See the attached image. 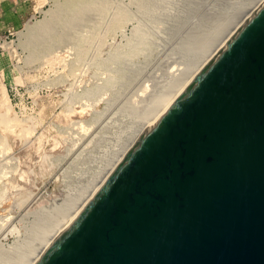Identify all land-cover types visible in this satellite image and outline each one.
Wrapping results in <instances>:
<instances>
[{
	"label": "water",
	"instance_id": "water-1",
	"mask_svg": "<svg viewBox=\"0 0 264 264\" xmlns=\"http://www.w3.org/2000/svg\"><path fill=\"white\" fill-rule=\"evenodd\" d=\"M35 264H264V0Z\"/></svg>",
	"mask_w": 264,
	"mask_h": 264
},
{
	"label": "rangeland",
	"instance_id": "rangeland-1",
	"mask_svg": "<svg viewBox=\"0 0 264 264\" xmlns=\"http://www.w3.org/2000/svg\"><path fill=\"white\" fill-rule=\"evenodd\" d=\"M24 1L25 21L30 25L53 9H62L64 19L77 11L85 16L90 6L108 11L113 5L111 0ZM124 22L110 24L93 48L77 36L71 47L67 37L56 35L46 45L25 50L18 41L23 28L13 31L0 23L1 248L23 243L41 215L58 214L88 188L129 134L130 121L121 113L133 95L136 93L133 100L142 102L141 107L156 93L158 76L163 83L179 40L163 48L164 41L156 44L162 40L154 36L144 54L128 53L132 64L134 61L131 67L143 68L137 86L128 91L122 86L129 79L121 80L116 71H108L113 56L127 52L132 26Z\"/></svg>",
	"mask_w": 264,
	"mask_h": 264
},
{
	"label": "bare ground",
	"instance_id": "bare-ground-1",
	"mask_svg": "<svg viewBox=\"0 0 264 264\" xmlns=\"http://www.w3.org/2000/svg\"><path fill=\"white\" fill-rule=\"evenodd\" d=\"M262 1L111 0L113 5L112 7H107L108 11H104L103 7L100 6H90V11L86 13L87 15L82 16L77 11L71 17L64 18L65 20L63 19L64 15L60 12L62 9H53L47 12L40 22H35L33 25L27 24L18 32L19 45L24 50L38 45H46L47 41L53 40L56 35H60L62 38L67 37L66 41L71 47H73V40L77 36V39H85V42L91 44L90 47L93 48L95 44H99V38L101 39L107 33L110 24L128 22L132 26V35L125 46L127 47V52L113 56L110 70H108L110 72L116 71L115 73L120 74L121 80L129 79L122 86L126 91L135 86L141 75L143 76V71L141 70L143 68L134 69V67H131L132 61L128 53L141 51V54H144L148 43L152 42L151 40H153L154 36L158 40H162L156 41L158 42L156 44L162 45L164 41L165 44L163 45L165 46L163 48L170 44L173 45L172 42L176 40H179V43H177V51L173 52V55L171 54V58L174 60L170 65L172 67L171 70L169 66L163 83H161L162 80L159 79V76L156 78L158 79L157 90L155 89L156 93H153L154 95L151 97L149 96L150 99H147L148 102L144 103L141 106L142 108L139 106L142 102L137 103L140 101L133 100L137 98L134 97L136 93L132 94L133 98L124 109L125 113H121L123 118L130 121L129 134L123 139V142L119 143L118 149L111 153L112 156L106 159L102 166L103 168L97 173L88 188L81 192L76 199L65 205L58 214L45 213L41 215L33 226L29 228L25 242L10 246L7 249L0 247V264H35L39 260L57 235L91 198L134 143ZM69 15L71 14L69 13ZM76 16L78 21L75 19ZM77 26L80 28L76 29ZM103 27L105 31L101 30ZM121 32H123V28H121ZM113 35L108 36L113 38ZM85 49L87 50V48ZM134 56L136 57V54ZM114 75L110 80L113 81ZM145 88L141 89L140 93ZM144 99H146V96H144Z\"/></svg>",
	"mask_w": 264,
	"mask_h": 264
},
{
	"label": "crops",
	"instance_id": "crops-1",
	"mask_svg": "<svg viewBox=\"0 0 264 264\" xmlns=\"http://www.w3.org/2000/svg\"><path fill=\"white\" fill-rule=\"evenodd\" d=\"M24 2V0H0V23L13 31L30 24L31 22L25 21L27 12H24Z\"/></svg>",
	"mask_w": 264,
	"mask_h": 264
}]
</instances>
